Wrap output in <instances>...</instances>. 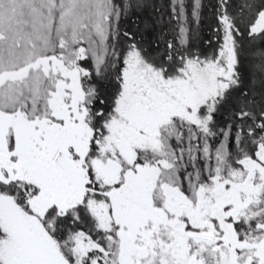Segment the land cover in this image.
I'll list each match as a JSON object with an SVG mask.
<instances>
[{
	"label": "snow or ice",
	"instance_id": "6c2138e0",
	"mask_svg": "<svg viewBox=\"0 0 264 264\" xmlns=\"http://www.w3.org/2000/svg\"><path fill=\"white\" fill-rule=\"evenodd\" d=\"M0 264H264V0H0Z\"/></svg>",
	"mask_w": 264,
	"mask_h": 264
}]
</instances>
